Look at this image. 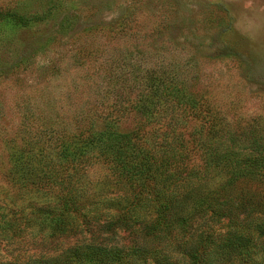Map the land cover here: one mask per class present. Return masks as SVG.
<instances>
[{
    "label": "trees",
    "instance_id": "1",
    "mask_svg": "<svg viewBox=\"0 0 264 264\" xmlns=\"http://www.w3.org/2000/svg\"><path fill=\"white\" fill-rule=\"evenodd\" d=\"M140 70L137 91L115 72L65 126L46 120L32 140L8 151L4 177L48 188L24 204L31 220L52 235L78 237L60 252L16 253L0 264H174L164 248L184 236L193 244L183 253L200 264L224 246L242 254V222H259L254 228L264 233L262 136L222 127L180 74ZM23 208L1 197V229L15 235L16 219H27Z\"/></svg>",
    "mask_w": 264,
    "mask_h": 264
},
{
    "label": "rangeland",
    "instance_id": "2",
    "mask_svg": "<svg viewBox=\"0 0 264 264\" xmlns=\"http://www.w3.org/2000/svg\"><path fill=\"white\" fill-rule=\"evenodd\" d=\"M146 66L188 79L222 127H250L264 147V0H0V198L22 204L27 216L16 219L15 235L0 222V260L57 253L78 237L52 235L31 220L24 204L48 188L4 177L8 151L32 140L46 120L65 126L115 72L137 91ZM82 80L95 83L84 87ZM69 218L79 221L73 213ZM256 223L237 227L248 237L242 254L234 253L239 246L230 252L224 246L200 264H264V233ZM181 239L165 252L174 264H190L182 249L193 241Z\"/></svg>",
    "mask_w": 264,
    "mask_h": 264
}]
</instances>
